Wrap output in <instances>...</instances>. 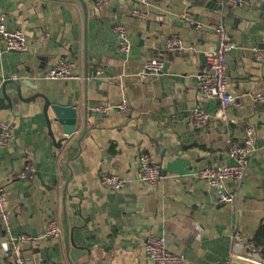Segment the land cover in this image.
Returning a JSON list of instances; mask_svg holds the SVG:
<instances>
[{"label":"crops","instance_id":"obj_1","mask_svg":"<svg viewBox=\"0 0 264 264\" xmlns=\"http://www.w3.org/2000/svg\"><path fill=\"white\" fill-rule=\"evenodd\" d=\"M146 1L139 5L146 15L139 17L133 15V0H0L8 26L28 35L25 52L4 51L0 41V92L4 85L13 91L17 81L26 96L51 94L79 105L81 113L87 102L95 111L111 107L93 111L86 135L81 137V123L61 147L50 138L36 105L21 114L0 109V120L15 133L13 143L0 149L11 234L42 236L51 218L62 228L58 240L24 248L34 255L29 264H158L145 252L150 233L164 236L167 248L183 257L181 264L264 263V101L249 95H264V62L252 53L254 46L264 48V0L245 7L217 0ZM185 13L207 24L223 22L238 43L228 56L227 73L237 104L224 116H215L221 102L208 99L198 79L216 45L215 32L190 24ZM119 23L132 42L128 56L120 52L114 32ZM174 36L184 42L182 53L168 48ZM151 58L165 61L163 74L142 73ZM60 59L73 61L83 79H45L43 73ZM121 102L129 112L114 108ZM195 108L212 114L206 127L195 125ZM250 126L257 151L241 182L223 183L235 201L219 204L198 172L232 163L228 150L244 141ZM53 128L59 140L61 127ZM142 153L162 166L158 185L135 182L114 191L100 183L102 170L135 177ZM27 164L35 171L20 179ZM236 232L243 239L235 238ZM4 239L0 223V264H13L2 251ZM250 241L261 249L250 250Z\"/></svg>","mask_w":264,"mask_h":264},{"label":"built area","instance_id":"obj_2","mask_svg":"<svg viewBox=\"0 0 264 264\" xmlns=\"http://www.w3.org/2000/svg\"><path fill=\"white\" fill-rule=\"evenodd\" d=\"M106 2L107 0H100ZM135 7L133 15L145 16L146 14L139 9L140 4H147L146 0H133ZM221 5L230 7H245L251 5V0H217ZM188 22L197 28L209 27L216 35L215 47L206 54V68L198 75L200 90L208 99H217L221 102V110L215 116H224V112L231 106L237 104V96L229 89L228 81V56L238 47V43L230 34L223 22L204 23L196 21L189 17L188 13L183 14ZM6 15H0V41L4 51L25 52L28 50V35L21 28H12L8 26ZM114 32L118 36L119 50L125 56L130 53L132 42L123 24H116ZM168 48L175 53H182L185 49L181 38L174 36L167 41ZM253 57L256 61L264 62V48L254 46L252 48ZM165 61L158 58H151L145 62L142 70L143 74L154 75L163 74ZM76 64L73 61L60 59L54 66L43 73L45 79L52 80H82L83 76L75 71ZM249 95L255 101H264V95L259 92H251ZM110 106H99L97 111L106 112ZM114 108L129 112L130 107L126 102H121ZM194 123L199 128L208 125L212 114L208 111L195 108L192 112ZM15 138L13 127L0 120V149L9 147ZM257 151L255 142V129L250 126L246 130V136L242 143L232 144L228 150L233 162L228 165L208 166L198 172L201 178L207 180L211 190L216 195L219 204H226L235 201L236 194L227 191L224 188V181L232 179L241 182L245 176L247 166L251 156ZM35 168L27 164L19 173L20 179H27ZM164 178L163 169L160 164L153 161L150 154L142 153L138 158V167L136 176L127 178L118 174H111L106 171H100V183L114 191L125 189L135 182H141L150 186H156ZM0 223L5 232V239L1 243V248L5 256L12 258L13 264H29L33 260V253L26 251V247H38L44 239L50 241L58 240L62 237V228L57 219L51 218L47 221L45 232L42 236H30L11 234V211L4 187L0 185ZM235 238L243 239L240 233L234 234ZM247 246L252 251L261 249L255 242H248ZM145 252L148 258L158 264H181L183 257L170 251L166 245V238L153 233L148 234L144 244ZM245 260L251 261L250 257ZM257 264H264L258 262Z\"/></svg>","mask_w":264,"mask_h":264},{"label":"water","instance_id":"obj_3","mask_svg":"<svg viewBox=\"0 0 264 264\" xmlns=\"http://www.w3.org/2000/svg\"><path fill=\"white\" fill-rule=\"evenodd\" d=\"M264 7V4H263ZM15 84L13 91H8L4 85L0 92V109L17 110L21 114L31 110V106L36 105L45 116L50 138L61 147L64 142L72 141L73 136L78 132V127L83 124V134L85 136L88 130L90 117L93 115V108H90L88 102L84 104L83 112H80V107L77 104H69L65 100H55L51 94L37 92L29 96L25 95L23 83L12 81ZM28 87L36 88L34 85L27 83ZM21 107V108H19ZM20 109V110H19ZM50 111L53 113L51 117ZM96 114H99L95 111ZM54 124H59L63 136L56 140ZM79 141V140H78ZM37 175L41 178L39 172ZM40 248H36V254Z\"/></svg>","mask_w":264,"mask_h":264},{"label":"trees","instance_id":"obj_4","mask_svg":"<svg viewBox=\"0 0 264 264\" xmlns=\"http://www.w3.org/2000/svg\"><path fill=\"white\" fill-rule=\"evenodd\" d=\"M264 229V228H263Z\"/></svg>","mask_w":264,"mask_h":264}]
</instances>
